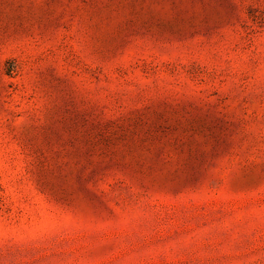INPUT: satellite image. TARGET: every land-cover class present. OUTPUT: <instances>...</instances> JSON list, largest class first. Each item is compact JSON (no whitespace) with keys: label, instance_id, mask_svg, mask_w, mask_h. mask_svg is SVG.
Returning <instances> with one entry per match:
<instances>
[{"label":"rangeland","instance_id":"obj_1","mask_svg":"<svg viewBox=\"0 0 264 264\" xmlns=\"http://www.w3.org/2000/svg\"><path fill=\"white\" fill-rule=\"evenodd\" d=\"M0 264H264V0H0Z\"/></svg>","mask_w":264,"mask_h":264}]
</instances>
